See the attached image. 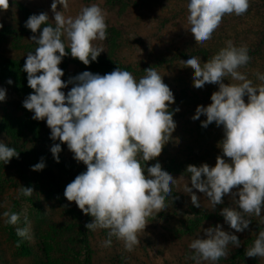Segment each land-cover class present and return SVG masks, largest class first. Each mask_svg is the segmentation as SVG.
Returning a JSON list of instances; mask_svg holds the SVG:
<instances>
[{
    "label": "clouds",
    "instance_id": "clouds-1",
    "mask_svg": "<svg viewBox=\"0 0 264 264\" xmlns=\"http://www.w3.org/2000/svg\"><path fill=\"white\" fill-rule=\"evenodd\" d=\"M62 11H57V6ZM9 0H0V11L9 9ZM187 24L196 44L212 38L226 15L242 16L250 7V0H188ZM69 0H52L54 22L49 24L45 12L32 14L25 28L33 35L30 39L37 47L29 52L23 65L27 84L33 90L23 101V107L34 113L32 119L43 121L50 129V139L59 140L50 151L59 163L61 144H66L77 162L86 165V171L78 174L65 190L64 197L75 202L79 210L92 217L85 224L87 230L104 229L108 232L103 246L111 244V238L122 241L128 251L139 244L138 234L144 231L147 218L164 210L166 197L172 195V185L177 179L163 170L159 162L147 167L148 162L162 153L176 128L169 105L175 103L174 94L153 68L145 69L138 81L127 70L117 68L104 75L84 71L67 82L61 79L62 59L70 55L84 65H90L104 52L93 42L107 38L105 13L97 4L85 6L75 16L65 17ZM43 26V27H42ZM3 25L0 24V28ZM42 27V31L41 30ZM62 37L64 39H62ZM67 41V47L65 44ZM251 57L247 46L236 47L232 41L226 47L201 64V58L183 60L185 67L194 69L193 86L217 84L208 106L199 105L193 120L201 115L207 128L215 122L223 127V138L217 147L222 155L216 157L215 166L207 163L199 167L188 165L190 173L184 193L191 197L194 207L200 208V197L193 189L203 193L213 210L224 203L223 197H231V206L224 207L220 215L235 233L249 228L253 215L262 218L264 208V84L254 86L239 71ZM264 81V75L257 73ZM226 77L238 83L225 84ZM12 84V80H8ZM73 87L65 94L62 89ZM247 97V103L244 97ZM6 99V90L0 89V101ZM174 111H179L176 108ZM19 152L0 142V161L8 164ZM226 158L228 160L226 161ZM41 162L32 171H41ZM183 178V177H180ZM189 183L191 187H189ZM235 189V191H233ZM31 187H21L20 194L31 196ZM174 199V198H173ZM6 223L16 225L19 214L4 212ZM17 228V235L31 239L30 224ZM203 236L193 239L189 249L191 259L200 264H212L228 255L232 244L241 246L234 232L224 231L223 226L202 229ZM19 246V244H18ZM247 257L264 258V230H259L253 245L245 250Z\"/></svg>",
    "mask_w": 264,
    "mask_h": 264
},
{
    "label": "rangeland",
    "instance_id": "rangeland-1",
    "mask_svg": "<svg viewBox=\"0 0 264 264\" xmlns=\"http://www.w3.org/2000/svg\"><path fill=\"white\" fill-rule=\"evenodd\" d=\"M18 3L24 4L31 14L47 13L48 23L55 26L51 21L54 19L52 0H9V9L0 11V24L3 25L0 28V65L5 59L26 60L27 54L37 47L30 38L38 36L39 32L34 34L25 28L26 17ZM187 3L188 0H69L68 10L63 11L65 17H75L83 7L99 5L105 13L107 38L94 41V46L103 48L101 54L127 67L137 81L146 74L145 69L153 67L174 94L175 103L169 105V111L179 108L173 118L176 128L161 155L148 162L140 161L145 166V175L147 167L159 162L163 170L177 179L172 185L174 196L165 199L163 211L147 218L148 224L138 234L140 242L132 251L126 250L123 242L115 237L111 238L110 246H103L109 239L107 230L80 228L81 222L87 219L89 223L92 217L83 214L75 202L67 201L64 190L78 174L86 171V165L73 158L66 144H61L59 163L56 162L50 148L60 141L50 139L46 120L32 119L34 113L23 107V101L33 92L27 84V73L15 71V68L3 72L5 66H0V89L6 90V99L0 101V142L15 141L5 132L7 127L25 126L28 130L18 134L21 138L16 143L22 152L18 159H11L8 164L0 161V264H196L191 259L193 253L189 244L204 235L202 229L220 224L224 231L234 232L219 214L222 208L231 206L229 195H225L224 203L213 210L198 190L193 189V192L200 197V208L194 207L190 195L184 193L190 177L187 166L199 167L207 163L214 167L216 157L222 155L217 145L223 138V127H217L215 122L207 128L202 127L201 121L206 120L204 115L198 120L192 119L197 106L206 107L211 103L210 97L219 86L206 84L203 88H195L194 69L185 67L183 60L199 57L203 64L226 47L227 41H232L236 47L247 46L251 57L239 71L254 86L264 84L256 75H264V0H250V7L242 16L226 15L212 38L203 44H196L187 30ZM57 11H62V6L58 5ZM65 44L67 46V41ZM59 67L64 72L61 79L65 82L84 71L100 75L110 73L95 71L64 58ZM9 79L12 84L8 83ZM223 82L238 83L230 77ZM71 87L73 85L69 84L62 91L67 94ZM244 99L247 103L246 96ZM28 150H34L35 154L26 152ZM41 158L44 169L32 171V166L41 162ZM22 186L31 187L32 195H21ZM4 212L19 214L18 223H6L8 218ZM25 216L30 224L31 239L22 238L16 232L17 228L28 226ZM261 216H264V208ZM246 218L251 223L253 220L262 222V218L255 215ZM82 231L86 232L84 236L80 234ZM258 231L250 224L243 232H234L241 246L236 248L229 244L227 257L215 264H264V258L245 255L250 247H245L246 244L254 243ZM200 264L212 262L201 261Z\"/></svg>",
    "mask_w": 264,
    "mask_h": 264
},
{
    "label": "trees",
    "instance_id": "trees-1",
    "mask_svg": "<svg viewBox=\"0 0 264 264\" xmlns=\"http://www.w3.org/2000/svg\"><path fill=\"white\" fill-rule=\"evenodd\" d=\"M18 7L23 12V15L26 17V21H27V19L29 18V16L32 15L31 12L27 9V7L24 4L18 3ZM66 51L69 53V55L65 56L64 59H69L74 64H77V65L80 64L83 67H86V68H89V69H94L95 71L112 72L113 70H115L117 68H120L121 70H127L128 71V68L125 67L123 64H120V63H118V62H116V61H114L112 59L107 58L106 56H104V54H100L99 57L97 58V61H93V62L90 63V65H87L86 66L82 62H80L78 59H74V58L71 57V55H70V49H66ZM3 61H4V63L0 65V66H5V68L2 69L3 72L13 71L14 68H15V71L23 70V65L25 63V60H21V61H18L17 60L16 61V60H11V59H5ZM6 64H14L16 67H14V66L9 67ZM174 110L175 109H172L171 110L173 112V118L178 114V112L177 111H174ZM20 131H23L25 133L28 130H26V127L25 126H23V127L21 126L18 129L17 128H14V127H7V129H5V132L7 133V135H9L13 139H15V141L13 143H9V144H6V145L8 147L15 148L17 152L22 153L20 151V148H19L20 145H17V143H16V141L19 138H21V137L18 136V134H19ZM37 133H38V131H36V136L38 137L39 136V133H38V135H37ZM26 152L31 153V154H35V151L34 150H28ZM12 159L17 160L18 158L14 157ZM61 167L64 169V166L62 164H61ZM173 196H174V194L172 192V195H170V196H168L166 198H171ZM88 217H90V215H88ZM86 223H87V219L84 222H81L79 224L80 225V228H82L83 226L85 228V224ZM251 227L254 229V231L264 230V222H259V221H254L253 220L252 223H251ZM11 233H13V231H11ZM80 234H82L84 236L86 234V232L85 231H82V232H80ZM256 234H258V233H256ZM249 238H251V237H249ZM252 245H253V241H251V243H249V244L247 243L245 247H247V246H250L251 247ZM250 247H248V248H250Z\"/></svg>",
    "mask_w": 264,
    "mask_h": 264
}]
</instances>
